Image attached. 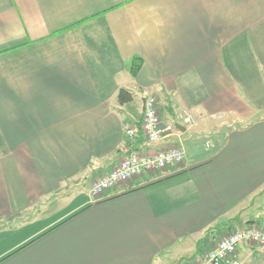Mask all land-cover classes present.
<instances>
[{
    "label": "crops",
    "instance_id": "1",
    "mask_svg": "<svg viewBox=\"0 0 264 264\" xmlns=\"http://www.w3.org/2000/svg\"><path fill=\"white\" fill-rule=\"evenodd\" d=\"M147 95L185 160L91 197ZM232 223L264 228V0H0V264H180Z\"/></svg>",
    "mask_w": 264,
    "mask_h": 264
},
{
    "label": "built area",
    "instance_id": "2",
    "mask_svg": "<svg viewBox=\"0 0 264 264\" xmlns=\"http://www.w3.org/2000/svg\"><path fill=\"white\" fill-rule=\"evenodd\" d=\"M185 123H193L192 115L187 112L180 114ZM144 135L145 146L150 147L157 141L166 145L152 151L147 147L134 145L140 134ZM177 128L171 121L164 120L157 110L156 99L147 95L144 99V107L140 121V127L129 124L124 128L127 143L123 147L121 160L107 173L95 178L89 187V195L93 198L100 197L106 192L124 185L134 176L147 171H164L169 165L181 163L185 160V150L182 140L177 137L176 143L171 141ZM206 148H210L209 141L204 142ZM247 242L255 245L264 254V228L257 223H247L227 231L207 252L203 255L180 264H241L237 248Z\"/></svg>",
    "mask_w": 264,
    "mask_h": 264
},
{
    "label": "trees",
    "instance_id": "3",
    "mask_svg": "<svg viewBox=\"0 0 264 264\" xmlns=\"http://www.w3.org/2000/svg\"><path fill=\"white\" fill-rule=\"evenodd\" d=\"M139 66H140V61L138 59H132V61L130 62V72L132 75L137 74ZM117 98L120 103L129 102L132 99V93H130L128 90L124 88H121L118 91Z\"/></svg>",
    "mask_w": 264,
    "mask_h": 264
},
{
    "label": "rangeland",
    "instance_id": "4",
    "mask_svg": "<svg viewBox=\"0 0 264 264\" xmlns=\"http://www.w3.org/2000/svg\"><path fill=\"white\" fill-rule=\"evenodd\" d=\"M236 226H235V224H231V226H228V227H226V228H224V231H223V233H221V235H220V238L227 232V231H231V230H233L234 228H235ZM232 228V229H231Z\"/></svg>",
    "mask_w": 264,
    "mask_h": 264
},
{
    "label": "water",
    "instance_id": "5",
    "mask_svg": "<svg viewBox=\"0 0 264 264\" xmlns=\"http://www.w3.org/2000/svg\"><path fill=\"white\" fill-rule=\"evenodd\" d=\"M176 126L178 127V126H179V124H176Z\"/></svg>",
    "mask_w": 264,
    "mask_h": 264
}]
</instances>
